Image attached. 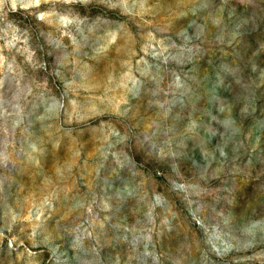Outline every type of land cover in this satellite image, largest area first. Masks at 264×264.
Returning a JSON list of instances; mask_svg holds the SVG:
<instances>
[{"label": "rangeland", "instance_id": "1", "mask_svg": "<svg viewBox=\"0 0 264 264\" xmlns=\"http://www.w3.org/2000/svg\"><path fill=\"white\" fill-rule=\"evenodd\" d=\"M0 264H264V0H0Z\"/></svg>", "mask_w": 264, "mask_h": 264}]
</instances>
